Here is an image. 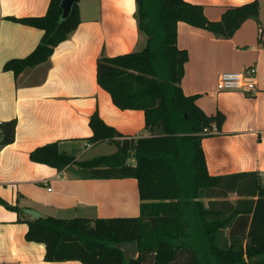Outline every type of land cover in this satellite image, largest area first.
<instances>
[{
    "label": "trees",
    "instance_id": "obj_1",
    "mask_svg": "<svg viewBox=\"0 0 264 264\" xmlns=\"http://www.w3.org/2000/svg\"><path fill=\"white\" fill-rule=\"evenodd\" d=\"M136 18L147 36L141 50L97 60V81L120 109L144 111L150 135L129 137L95 112L90 117L97 145L117 150L75 160L57 142L30 152L35 162L61 170L74 165L82 178H136L141 199L137 216L90 219L82 216L25 218L28 241L46 245L45 259L84 264H264V182L259 171L212 175L202 146L208 130L221 129L223 111L207 114L198 94L182 88L188 51L178 45V23L229 38L248 18L260 21V1L227 7L220 20L187 0H136ZM61 0H50L43 15L8 17L43 30L34 50L13 58L4 70L18 75L47 60L81 22L78 2L58 26ZM16 119L0 122V144L15 139ZM23 213L18 206H10ZM136 241L127 257L118 243Z\"/></svg>",
    "mask_w": 264,
    "mask_h": 264
},
{
    "label": "crops",
    "instance_id": "obj_2",
    "mask_svg": "<svg viewBox=\"0 0 264 264\" xmlns=\"http://www.w3.org/2000/svg\"><path fill=\"white\" fill-rule=\"evenodd\" d=\"M187 1L202 5L209 19L220 20L227 7L252 0ZM259 1L260 21L246 19L229 38L180 21L178 45L189 55L184 92L198 94L196 101L207 114L221 110L226 115L222 128L202 139L209 172L256 170L264 182V0ZM49 2L0 0V122L17 120L14 141L0 144V264H84L46 260V245L25 237L24 219L33 216L7 205L32 208L44 217L140 214L136 178H82L74 165L59 170L30 158L36 147L57 142L75 160L88 159L72 151L100 144L87 140L95 112L129 137L150 135L144 111L120 109L97 81L100 56L137 51L147 41L136 18V0H78L80 24L47 60L18 75L4 70L8 60L30 54L43 36L42 29L8 17L43 15ZM250 66L257 68L256 91L218 90L222 72Z\"/></svg>",
    "mask_w": 264,
    "mask_h": 264
},
{
    "label": "built area",
    "instance_id": "obj_3",
    "mask_svg": "<svg viewBox=\"0 0 264 264\" xmlns=\"http://www.w3.org/2000/svg\"><path fill=\"white\" fill-rule=\"evenodd\" d=\"M217 88L220 91L242 90L254 92L257 89V68L250 66L243 71L222 72L218 78ZM214 130H217V127L208 130V134ZM87 146L91 147V143H88ZM49 190H51V187Z\"/></svg>",
    "mask_w": 264,
    "mask_h": 264
},
{
    "label": "water",
    "instance_id": "obj_4",
    "mask_svg": "<svg viewBox=\"0 0 264 264\" xmlns=\"http://www.w3.org/2000/svg\"><path fill=\"white\" fill-rule=\"evenodd\" d=\"M77 1L78 0H61V7L63 11L58 21V26H60L62 22L69 17L73 9V6ZM23 210L25 213L32 215L33 218H38L41 216V213L35 209L24 208ZM117 247L121 249L127 257L137 255L138 248H137L136 241L121 242V243H118Z\"/></svg>",
    "mask_w": 264,
    "mask_h": 264
},
{
    "label": "rangeland",
    "instance_id": "obj_5",
    "mask_svg": "<svg viewBox=\"0 0 264 264\" xmlns=\"http://www.w3.org/2000/svg\"><path fill=\"white\" fill-rule=\"evenodd\" d=\"M145 45H142V47H140V49L138 50L143 49ZM79 146L80 145H78L77 148ZM116 150H117V146L115 144L112 145V144H109V142H103L93 148H86L84 145H82L79 149H76L72 152L73 154H81L83 152L82 153L83 158H91L93 156H97L101 154L113 153Z\"/></svg>",
    "mask_w": 264,
    "mask_h": 264
}]
</instances>
